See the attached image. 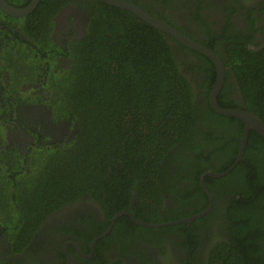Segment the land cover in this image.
<instances>
[{"label": "trees", "instance_id": "obj_1", "mask_svg": "<svg viewBox=\"0 0 264 264\" xmlns=\"http://www.w3.org/2000/svg\"><path fill=\"white\" fill-rule=\"evenodd\" d=\"M87 2L93 9L89 31L71 48L58 47L45 29L49 27V16L55 13L41 14L39 10L37 20L29 21L31 36L43 43L41 51L34 50L38 55L31 59L33 68L36 71L38 65L45 67L43 75L49 85L60 90L55 103L66 116V110L71 109L81 128L80 137L67 150L52 149L45 157L43 151H38L37 157L31 159V182L19 186V219L8 227L16 229L19 221L22 238L32 234L44 212L82 193L90 194L111 213L137 209L153 220L138 202L131 204V197L136 193L145 205L159 209L160 187L166 176L174 173L178 179L192 181L194 189L186 191L190 197L202 198L204 206L195 207L194 211L201 212L209 198L199 182L200 174L206 170L226 172L240 152L245 124L216 113L209 105V93L216 81L210 59L179 43L206 62V68L196 63L191 67L204 70L207 75L202 82L197 80V92L191 79L181 71L183 64L170 43L173 37L125 9L102 0ZM50 4V0L42 2L45 7ZM79 4L84 6L86 0ZM43 15H47L46 22L42 21ZM226 51L220 55L229 68L219 103L226 108L248 110L264 121V48L252 50L246 43L234 41L226 44ZM61 54H72L71 67L64 76H60L55 63ZM20 64L19 68L13 64L19 74L25 69ZM231 77L240 91V103L228 96ZM20 100L25 102L23 97ZM3 116L0 115V142L5 138ZM7 151L13 155L10 173L26 176L22 172L27 163L23 154L17 156L15 147ZM4 176L0 169V177ZM9 178L13 181V177ZM207 181L217 200L221 191L229 194L228 188L233 189V206H221L224 209L220 217L224 220L230 216L232 224L235 222L241 240L240 263L264 264V232L256 223V219L264 222V137L251 131L243 160L228 174L207 177ZM215 213L213 210L197 221L203 222ZM183 216L173 212L162 220ZM120 219L133 223L127 216ZM216 249V254L228 249L233 264H239L233 246L225 244Z\"/></svg>", "mask_w": 264, "mask_h": 264}, {"label": "flooded vegetation", "instance_id": "obj_2", "mask_svg": "<svg viewBox=\"0 0 264 264\" xmlns=\"http://www.w3.org/2000/svg\"><path fill=\"white\" fill-rule=\"evenodd\" d=\"M50 1L51 4L45 7L42 5L43 0H40L36 8L26 16L5 13L0 9V110L3 107L5 111L4 114L0 113L4 115L1 121L5 135L0 142V169L5 173L3 179L0 177L3 185L2 187L0 184V264H233L228 249H221L223 254L215 253L218 246L225 244L237 250L239 264H242L241 240L235 222L232 224L230 216L224 220L220 217V212L224 209L221 206L228 209L233 206V189L229 191L228 188L229 194L215 192L219 193L218 200L224 203L220 205L208 185L207 177L210 176H206V185L213 197L209 213L213 210L216 213L203 222L197 221L202 218L200 217L190 224L149 227L136 223L132 217L123 213L129 211L134 218L154 224L179 220H162L165 216H172L173 212L183 214L180 219H188L197 214L194 212L195 207L204 206V201L200 196L190 197L186 190L194 189L192 181L178 179L174 173L166 176L160 187L162 205L159 209L145 205L136 193L131 197V204L138 202L153 220H148L137 209L111 213L110 209L105 208L90 194L82 193L77 198L44 212L43 219L28 237H21L19 221L16 229H8L11 222L19 219V186L31 182L29 173L34 170L31 159L38 151H43L45 157L52 149L67 150L80 137L81 126L70 112L71 109L66 110V116L64 109L59 108L54 101L60 90L49 85L47 77L43 75L45 69L40 73L33 68L32 55L36 54L35 49L41 51L43 43L31 36L29 21L46 12L55 13L47 14L50 15L47 21L49 27L46 26L45 29L58 47L71 48L74 41L87 35L93 9L87 0L84 6L79 4L81 0ZM130 1L139 4L191 39L212 48L219 56L226 54L228 42H244L249 49L257 51L264 48V0ZM6 2L14 8L23 9L28 8L34 0ZM39 10L41 14L36 13ZM47 15H43L42 21L46 22ZM170 43L183 64L180 65L181 71L191 79L197 92H200L196 82H202L207 77L206 72L193 70L191 67L194 66L193 63L205 67L206 62L199 60L188 47H182L180 44L185 45L179 40L174 38ZM71 55H58L57 70L61 71L60 76L66 75L71 67ZM221 58L225 64V58ZM15 63L18 68L19 63L22 68L24 66L21 74L13 65ZM213 67L217 76L215 64ZM227 68L229 67L225 64V70ZM230 81L232 88L228 96L236 102H242L234 78L231 77ZM20 97L25 100H21V105ZM9 147L17 149V156L23 154L27 163L22 172L26 176H20L19 172L10 173L13 155L7 151ZM207 171L210 170L205 172ZM205 172L200 174V184ZM9 176L13 177V181ZM202 188L209 198L205 210L211 200L208 192L203 186ZM222 193L223 196L220 197ZM126 216L133 223L120 219ZM256 223L259 231L264 232V222L256 219Z\"/></svg>", "mask_w": 264, "mask_h": 264}, {"label": "water", "instance_id": "obj_3", "mask_svg": "<svg viewBox=\"0 0 264 264\" xmlns=\"http://www.w3.org/2000/svg\"><path fill=\"white\" fill-rule=\"evenodd\" d=\"M102 1H104L105 3L109 5H112V6L121 8V9H125L131 12L132 14L137 16L139 19L148 23L149 25L179 40L186 47L208 57L215 64L216 69H217L216 81L213 84L212 89L209 93L208 101H209V105L211 109L218 114L240 119L245 124L244 131H243V137L241 139L240 152H239V155L235 163L226 172L216 173L213 171H207L204 173V175L201 178V184L204 187V189L208 192V195L210 196V200H211V203L207 209H205L204 211L200 213L193 215L192 217L188 219H179V220L162 223V224L146 223V222H143L141 220L134 218L133 215L129 211L123 212L124 214L132 217V219L136 223H139L144 226H149V227H161V226L181 224V223L190 224L194 220L205 216L207 213L211 211V208L213 205V197H212L210 190L208 189L206 185V176L215 177V178L222 177L228 174L240 161H242L251 131H255L258 135L264 137V121L259 116H257L256 114L248 110H245L239 107L226 108V107H223L219 103V95L225 84L226 70H225V64L222 58L212 48H209L208 46L191 39L190 37H188L181 31H179L178 29H176L169 23L154 16L151 12H149L148 10H146L145 8H143L142 6H140L139 4L133 1H130V0H102ZM39 2L40 0H34V2L28 8L22 9V8H14L10 6V4L6 2V0H0V9L5 13H9V14L17 15V16H26L36 8ZM109 230L110 228L108 229V231ZM107 234L108 232L105 233L104 235H107Z\"/></svg>", "mask_w": 264, "mask_h": 264}, {"label": "rangeland", "instance_id": "obj_4", "mask_svg": "<svg viewBox=\"0 0 264 264\" xmlns=\"http://www.w3.org/2000/svg\"><path fill=\"white\" fill-rule=\"evenodd\" d=\"M35 55H38V54H33L32 57H34ZM55 63L57 64V62H55ZM38 66H39V67H37L36 72L39 71V72L41 73V71H42L43 69H45V67L40 66V65H38ZM39 77H40V76H39ZM21 103H22V101L19 99V105H21Z\"/></svg>", "mask_w": 264, "mask_h": 264}]
</instances>
